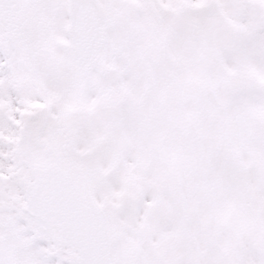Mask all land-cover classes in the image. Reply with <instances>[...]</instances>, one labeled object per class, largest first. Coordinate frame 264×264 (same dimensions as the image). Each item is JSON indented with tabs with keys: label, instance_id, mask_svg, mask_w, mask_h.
<instances>
[{
	"label": "snow or ice",
	"instance_id": "6c2138e0",
	"mask_svg": "<svg viewBox=\"0 0 264 264\" xmlns=\"http://www.w3.org/2000/svg\"><path fill=\"white\" fill-rule=\"evenodd\" d=\"M0 264H264V0H0Z\"/></svg>",
	"mask_w": 264,
	"mask_h": 264
}]
</instances>
